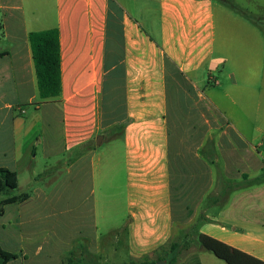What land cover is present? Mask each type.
<instances>
[{
  "label": "crops",
  "instance_id": "1",
  "mask_svg": "<svg viewBox=\"0 0 264 264\" xmlns=\"http://www.w3.org/2000/svg\"><path fill=\"white\" fill-rule=\"evenodd\" d=\"M221 4L218 13L214 0H0V168L16 174L21 198L0 213V249L16 255L7 264L162 255L175 222L188 225L208 190L196 154L207 115L224 128L233 171L263 170L215 95L196 86L206 74L231 105L245 102L264 139V12L240 7L256 18L235 19ZM49 29L58 31L61 92L42 101L28 35ZM236 43V72L221 88L212 72ZM232 193L212 217L219 225L200 224L197 253L179 264H231L227 248L264 264V183Z\"/></svg>",
  "mask_w": 264,
  "mask_h": 264
},
{
  "label": "rangeland",
  "instance_id": "2",
  "mask_svg": "<svg viewBox=\"0 0 264 264\" xmlns=\"http://www.w3.org/2000/svg\"><path fill=\"white\" fill-rule=\"evenodd\" d=\"M220 1L222 2L224 0H214L215 10L218 13L221 12L222 9H224L222 8L223 6ZM231 1L235 5L241 8H245L246 11L252 13L253 15L260 14V12L262 11L264 12V0H231ZM231 14L233 18L243 20V18L240 17L238 13L233 12ZM226 29L227 28H218V32L222 33L224 31L225 33ZM252 34H255L256 43H258V41L261 40V37H263V34L257 28H254V32ZM230 38L236 39L237 37L234 36ZM239 52H241V49L237 46V43L234 44V46L231 49L223 48V52L221 56H223L224 58H227L228 63L225 65V68H223V70H222V67H219L218 71L212 72V75L214 77H217L218 81L221 83V86H220L221 88H224L225 85L229 84L230 78L227 74L231 71V69H233L236 72L237 66L233 65V59L239 55L238 54ZM254 53H258V52L255 50ZM251 57H254V56L252 55ZM207 80H208L207 75L204 74V78L196 81L197 88L200 91H202L204 95L206 94L208 97H210L209 94L211 93L215 95L212 99L218 103L217 107L220 110L225 111L224 115H225V119L228 122V125L234 129L236 134L240 137V140L242 141V143L246 145L245 148L251 151L255 156H257L256 158L259 160L260 164L263 167L262 171L258 172L256 176H252V177L260 176L262 173H264V154H262L264 153V146L263 145L259 146L257 144H254V142H252L251 139H254L255 137H257V140H258L257 142L262 143L264 140L262 130H256L252 128V123H250L249 119L247 118L249 108L245 102H240L237 104V99L234 98L233 100H235L236 104L231 105L230 99H228L227 96H225L224 93L221 92V89H216L215 87L207 86L206 84ZM236 80H238V78H236ZM246 94H247V91L244 92V95ZM214 114L218 115L217 112H214ZM206 119L208 121L207 124H203V123L197 124L198 128L204 127V131L202 134L201 146L199 148V151L196 150V154L198 158L204 159L208 165L207 169H204L203 167H201L200 170L208 173L209 184H208V190L197 208L193 221L196 218H198V214L201 211L204 215L203 219L205 220V222L207 221L206 223L215 224L214 221L213 222L211 221L212 217H214L215 214L221 209V206L224 204L226 198L229 197L230 194H233L232 192H234L235 190L232 191V189H235L236 185H238L242 181V179H241V176L238 175L236 171H233L235 169H232L235 166L237 167V165L235 164V157L233 155L234 153H230V152L223 153L220 150L221 147L223 146L222 136H224L223 135L224 128L222 127L215 128L214 125L210 122V120H212L210 116L207 115L204 120ZM188 121H189L188 118H186V124H188ZM220 123H222V121ZM223 123H224V120H223ZM224 127H226L225 123H224ZM227 132H229V134H231L232 136L233 134L232 130L227 129ZM257 153H260V155H257ZM70 156H71V153L68 155L64 154L63 159L69 160L71 159ZM246 156L248 157L249 155H246ZM53 164H54L53 160H50V161H47L46 165L49 166ZM42 165L44 166V162H42ZM239 165L243 166L241 164ZM13 194L17 195V191H14ZM210 197H216L218 200L217 203L212 205L209 202ZM227 202L223 207H226V205L228 204ZM182 228L183 227H176V228L174 227L172 239H170V242H168V244H166V246L163 249L164 252H169L171 243L175 242V243L180 244L181 247L179 248V252L177 254L176 264L181 263V261L186 256H188L191 252L197 253L199 249L197 242H191L190 246L188 242L187 243L188 245L186 246L185 243L180 241V239L183 237ZM191 238L193 239L194 237H191ZM99 259L100 260L96 261V263H101L105 261V263L109 264V262L111 261V259L103 255H100ZM87 260L88 258L85 256L80 261L87 263L86 262Z\"/></svg>",
  "mask_w": 264,
  "mask_h": 264
},
{
  "label": "trees",
  "instance_id": "3",
  "mask_svg": "<svg viewBox=\"0 0 264 264\" xmlns=\"http://www.w3.org/2000/svg\"><path fill=\"white\" fill-rule=\"evenodd\" d=\"M222 2H224L230 10L246 17L247 19L256 18L235 5L231 0H224ZM28 41L32 54L39 98L42 101L57 100L61 92L58 31L56 29H49L40 32H32L28 35ZM241 179L242 181L238 185H236L235 189H232V191L244 189L253 184L264 183V173L253 178H249L247 175H242ZM14 191H17L16 174L14 172H10L5 168H0V213L2 212L3 206L21 200L18 195L13 194ZM217 201L218 200L216 197L209 198V202L212 205L216 204ZM227 201L228 197L226 198L221 208H223ZM179 211L180 210L178 208L174 207V219L184 221V218L183 216H180ZM203 218L204 215L200 211L198 214V218H196L194 221L192 220L186 226H180L178 222H175L177 223L176 226H174L175 228L183 227V237L180 239V241L185 243L186 246L188 245V242L189 246L191 242L199 243L197 240V233L199 225L205 223V220ZM191 237L194 238L192 239ZM164 247L160 250V252L163 253L162 255H159L157 257L152 256L151 258L146 257L142 260L133 261L128 264H156L158 261H164L165 264H176L177 254L179 252V248L181 247L180 244L175 242L171 243L169 252H164ZM225 254L231 264L258 263L254 258L236 250L227 248L225 250ZM14 259H16L15 254L0 249V264H7L9 261ZM64 264H80V262L78 260L68 258L66 259V261H64Z\"/></svg>",
  "mask_w": 264,
  "mask_h": 264
},
{
  "label": "water",
  "instance_id": "4",
  "mask_svg": "<svg viewBox=\"0 0 264 264\" xmlns=\"http://www.w3.org/2000/svg\"><path fill=\"white\" fill-rule=\"evenodd\" d=\"M156 264H165L163 261H158Z\"/></svg>",
  "mask_w": 264,
  "mask_h": 264
}]
</instances>
